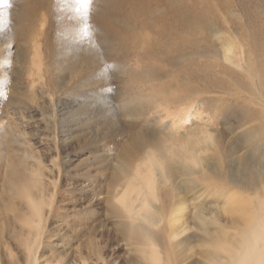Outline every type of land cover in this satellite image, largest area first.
<instances>
[{
	"label": "rangeland",
	"instance_id": "rangeland-1",
	"mask_svg": "<svg viewBox=\"0 0 264 264\" xmlns=\"http://www.w3.org/2000/svg\"><path fill=\"white\" fill-rule=\"evenodd\" d=\"M197 1L94 0L95 47L64 0L0 7V264H25L23 242L37 234L26 191L42 206L40 264H137L111 201L127 159L188 149L209 162L219 147L243 180L264 170L250 127L210 124L209 43L187 24L208 18L211 0Z\"/></svg>",
	"mask_w": 264,
	"mask_h": 264
},
{
	"label": "bare ground",
	"instance_id": "bare-ground-1",
	"mask_svg": "<svg viewBox=\"0 0 264 264\" xmlns=\"http://www.w3.org/2000/svg\"><path fill=\"white\" fill-rule=\"evenodd\" d=\"M187 26L205 39L198 43H209L208 72H197L209 81L215 119L210 124L233 119L250 127L256 145H264V0H211L208 18L197 14ZM184 112L185 119H195V113ZM158 149L127 159L111 179L112 209L137 264H188L193 243L200 248L193 254L196 264H264V170L243 180L226 167L219 147L209 162L185 157L187 148L172 160ZM26 192L23 199L36 218L29 228L37 234L23 242L24 259L40 264L34 246L42 231L41 204Z\"/></svg>",
	"mask_w": 264,
	"mask_h": 264
},
{
	"label": "snow or ice",
	"instance_id": "snow-or-ice-1",
	"mask_svg": "<svg viewBox=\"0 0 264 264\" xmlns=\"http://www.w3.org/2000/svg\"><path fill=\"white\" fill-rule=\"evenodd\" d=\"M93 3L94 0H64V7L83 21V28L79 34V38L91 42L93 47H95V30L89 23ZM0 7L10 9L12 7L11 0H0Z\"/></svg>",
	"mask_w": 264,
	"mask_h": 264
}]
</instances>
